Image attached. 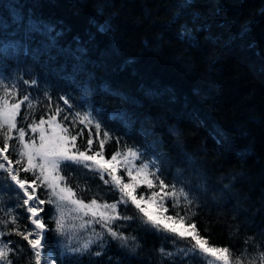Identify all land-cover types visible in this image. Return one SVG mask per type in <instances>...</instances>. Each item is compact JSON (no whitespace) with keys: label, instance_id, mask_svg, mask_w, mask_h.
Segmentation results:
<instances>
[{"label":"trees","instance_id":"16d2710c","mask_svg":"<svg viewBox=\"0 0 264 264\" xmlns=\"http://www.w3.org/2000/svg\"><path fill=\"white\" fill-rule=\"evenodd\" d=\"M3 1L0 97L8 91L21 108L11 132L0 126V148L9 133L6 154L21 159L20 129L31 142V126L51 119L69 141L76 137L70 154L109 163L117 153H136L135 165H147L153 181L151 188L137 181L138 197L157 193L165 217L191 232L194 225L206 247L229 249L231 264H264V0ZM58 164L73 201L117 204L121 218L108 227L129 246L108 234L100 213H85L88 227L64 238L50 186L38 181L49 229L41 264H207L184 251L190 235L147 222L94 160ZM21 176L34 179L31 171ZM116 177L122 185L135 176L119 165ZM21 197L0 170V248L9 249L1 264H35L13 231H35ZM17 214V225L5 226Z\"/></svg>","mask_w":264,"mask_h":264},{"label":"snow or ice","instance_id":"6c2138e0","mask_svg":"<svg viewBox=\"0 0 264 264\" xmlns=\"http://www.w3.org/2000/svg\"><path fill=\"white\" fill-rule=\"evenodd\" d=\"M21 108V104L16 103L11 106H8L7 103L5 102V107L3 109H0V120L5 121L8 124V129L9 132L13 128L16 127L15 123V118L17 115L18 110ZM52 120H49V123H51ZM44 124V120L41 119L40 125ZM32 131L35 132L37 131V125H32ZM99 127V126H98ZM65 131H67L65 129ZM25 137V132L23 129H20L19 131V141L23 147V150L19 153L21 159L13 160L7 155L6 153L9 151V133H5L4 137V146L3 148H0V160L3 162H0V170H3L4 172L7 173L8 178L10 181L17 186V188L20 190V192L23 193L22 199V205L26 206L27 213L29 214L27 217H24V219L30 220L31 224L34 225L35 231L25 229L24 232L19 231L18 227H14L13 231L17 234L22 236L23 240L27 241V244L30 246L32 252L35 254V264H41V249L43 248V241L45 239L44 233L48 231L49 229L43 222V218L41 217V213L44 211L42 205L46 203V201L39 199L37 195V182L39 181L40 183L47 184L48 186L51 187L52 191L56 195H60V193H63L65 191H70L65 188H61L59 192H57L58 184L56 182L55 178H50L49 172H54L58 168L59 164L58 161L55 158H50V157H55L56 155H61L63 156V159L66 161H73L76 162L78 161V157H83L85 160H95L96 156L92 155H85L84 152H79L78 156L70 154L68 151L67 146L64 143L63 138L60 139L59 142L53 144L50 141L46 140V137L43 133L41 132L40 140V148L36 150V152H33V144L25 143L24 141ZM76 142V137L73 136L71 137V140L69 143H71L73 146H75ZM93 141L92 139L88 140V144L92 145ZM48 144L47 149L45 148V145ZM103 147V144L101 145ZM40 156V159L42 163L37 164L36 163V155ZM97 155H101L100 153H97ZM120 154L117 153V155L112 156L111 162H116L117 157ZM133 157H135L137 154L136 153H131ZM24 158H26V163L24 161ZM127 162V161H126ZM13 165H17L18 167H14ZM39 168L40 174H36V169ZM146 168L147 165H144L141 167V169L137 172V175L135 177H132L133 182L132 183H127V184H122L121 185V180L119 177H116L114 175V168L112 170H109V176L113 179V181L120 186V191L123 194V196H127L129 200L144 214L145 217H147V222H150L154 227H158L160 225L159 219H153L152 216L145 211V209L141 206V203L139 201H143L145 198L144 196L140 195L138 197L136 193L138 183L137 181L142 178L143 182L147 184L149 188L152 187L153 181L148 178V174L146 173ZM32 172L34 179L29 181L28 179H25L21 176V173H28ZM129 175L131 176V172H129ZM103 178V177H101ZM60 179H63L62 177ZM105 183H108V181H105ZM161 189H163L165 186L161 182L160 184ZM63 198V197H62ZM50 202V201H48ZM122 203H127V201L121 199ZM148 202L156 205L158 208L163 207L162 202H158L157 200V193L153 192L152 196L148 198ZM73 203L80 204L83 207H90V205H83L82 201H76L74 200ZM97 201L92 200L91 205H96ZM17 207H20V205H17ZM102 211L100 213V222L102 227L107 228L108 234L112 236L113 239H120L124 241V245L122 246H129L128 245V237L124 236L121 233L115 232L111 229V227H108V225L113 221L114 219H120L121 217L116 213L117 210V204L112 203V204H104L102 206ZM110 210V211H109ZM123 219L127 220L130 219V217L124 216L122 217ZM166 220L168 221H173L175 222V218L172 216H167L165 217ZM5 223V226L8 224L12 225H17L18 223V214L17 215H12L9 220H7ZM181 224H183V221H180ZM57 228L58 230L62 228V224L60 220L56 221ZM192 228V233H189L192 236V240L195 241L193 244V250L199 249V251L203 253H207L209 251L216 253V259L221 260L220 254L223 253L225 254L223 257V264H229L228 258H227V253L229 252V249L227 248H208L205 247L207 245V240L200 237L196 233L195 226L192 225L190 226ZM164 230L175 233L178 235L183 236V233H177V230L173 227H169L167 224L164 225ZM2 235V233H0ZM100 234L97 233V236ZM89 247L88 243H85L83 245V249L87 250ZM103 248V246H101ZM71 251L73 252H80L81 249L76 248L72 249ZM162 254L165 255H172V253H165L163 249H161ZM102 251H97L95 253L96 256L102 255ZM9 256V249L8 245L5 244L4 247L0 248V261H3L6 257ZM111 259V258H109ZM9 264H15L14 260H9Z\"/></svg>","mask_w":264,"mask_h":264},{"label":"rangeland","instance_id":"374dc122","mask_svg":"<svg viewBox=\"0 0 264 264\" xmlns=\"http://www.w3.org/2000/svg\"><path fill=\"white\" fill-rule=\"evenodd\" d=\"M7 96H9V92H7ZM5 102L7 103L8 106H10V101L4 97H0V109H3L5 107ZM5 125L8 127V124L0 120V126ZM43 131L46 140L50 141L51 143L55 144L60 141L61 138H63L65 145L68 148V151L70 149L69 147V140L66 138L64 133L60 131V129L57 127V125L52 121L49 123V121H45L43 125H38L37 131L33 132L35 138L31 142H27L29 144H33V152H36L37 149L40 148L41 140V132ZM48 144L45 145V148L47 149ZM50 158H55L58 163L62 162L63 156L61 155H56L55 157H50ZM135 160L136 156L132 157L129 154H125L120 158H117L116 162L112 163H103L99 159H95L94 162L96 165L99 167V171L102 174H107L109 175V170H112L114 168V175L117 176L118 171H119V165H125L127 172H131L132 175L136 176L137 172L139 171V166L135 165ZM66 161V160H64ZM127 161V162H126ZM36 163L40 164L42 163L40 156L37 154L36 155ZM132 171H135L136 174H134ZM50 178H55L56 182L58 184L57 192L62 188L60 186L59 178L56 174V171L54 172H49ZM133 181L129 180L128 183H132ZM51 188V187H50ZM52 191V189H51ZM52 197H53V207H54V213H55V221L60 220L62 224V228L59 230L62 232L64 238H69L73 235L74 232H76L78 229H81L84 227V214L85 213H101L103 210L102 207H98L96 205H93L91 207H83L77 203H73V199L71 197V194L68 191H65L63 193H60V195H56L52 191ZM63 197V198H62ZM158 202H162L163 200L161 197L157 196ZM141 203V206L147 211L153 219H159L160 225L159 228L162 230L164 233H171L168 231L164 230V225L167 224L169 227H173L177 230V233H183L186 236H189V233H192L190 230H185V228H181L179 225V222L175 220L173 221H168L165 219L164 212H163V207H157L156 205L149 203L148 199L145 201H139ZM110 211V210H109ZM143 214V213H142ZM144 216V214H143ZM145 217V216H144ZM147 219V217H145ZM86 223V222H85ZM178 237L182 238L183 236L178 235ZM191 236V235H190ZM192 237V236H191ZM192 239V238H191ZM195 241L188 239L186 241L187 248L184 249V251L188 252L190 255H194L196 257H201L204 258V260L207 262V264H223V257L225 254L221 253V260L216 259V253H213L211 251L207 253H201L199 249L193 250V244ZM206 247V246H205ZM228 258V257H227ZM229 264H231L230 259L228 258ZM1 264V261H0Z\"/></svg>","mask_w":264,"mask_h":264},{"label":"bare ground","instance_id":"6f19581e","mask_svg":"<svg viewBox=\"0 0 264 264\" xmlns=\"http://www.w3.org/2000/svg\"><path fill=\"white\" fill-rule=\"evenodd\" d=\"M0 2L4 3L5 1H3V0H0Z\"/></svg>","mask_w":264,"mask_h":264}]
</instances>
